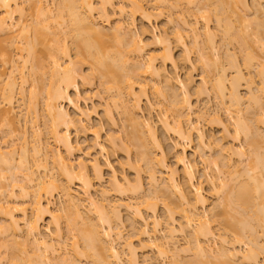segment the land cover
<instances>
[{
	"label": "bare ground",
	"instance_id": "6f19581e",
	"mask_svg": "<svg viewBox=\"0 0 264 264\" xmlns=\"http://www.w3.org/2000/svg\"><path fill=\"white\" fill-rule=\"evenodd\" d=\"M119 1L0 0V213L4 217V221L1 220L3 223L0 221V233L2 234L1 238L3 235L5 237L4 245L1 244L2 238L0 246L7 249L8 245L12 243L14 247L21 245L18 249L13 247L15 258L10 254L11 250L13 252V248H11L13 245L10 246L11 250L9 248L10 251H8L9 253L7 252L8 258L11 255L10 258L12 257L17 261L14 260V262L11 258V262H7L9 264H80L81 256H84V258L86 256V258L90 257L92 259V264H122L121 251L119 252L117 246L119 240L122 239V232L119 227L122 210L120 208H125L126 210L133 209L138 219L142 221L140 228L137 226L135 228L132 225L133 235L130 238L135 237L136 239L129 240V238L124 243L127 247L124 248H126V253H128V261L129 263L132 262L130 264L138 263L136 262V257L139 249L144 250L147 247H152V245L160 258L161 256L168 257V255L172 257L169 260L173 259V262L171 261L170 263L169 261L168 264H181L184 261L183 264H262L264 262H262L263 258L259 261L255 249L264 250L262 248L264 245H259L258 230H256V226L258 227L259 225L262 228L260 231L264 234V151L261 150L264 146L260 145L263 148L257 146L259 141L257 142L256 138L259 140H262V138H259L258 129L255 130L254 126L252 125V127L247 122L245 115H248V110L252 112L250 110L253 107L252 104H262L264 106V60L260 61V59L258 61L259 66H256L259 67V70L257 69L259 76H257L260 78L261 86L258 87V90L261 95L255 94L251 88V85L254 84L253 78H250L253 77V72H251L252 76L249 77L251 80L248 78L250 81H248L249 84L247 83L250 95H248L247 99L249 98L250 106L245 105L246 107L242 108L241 106L244 107L242 104H244L246 97L244 96L245 99L243 98L242 93L239 91L240 86H237L238 80L241 77L243 80L245 77L241 68L242 65H239V62V64H233L234 59L231 58V63L233 64L231 67H234L235 75H232L233 80L231 79V83H228L230 84L229 87L226 86L227 69H225L224 65H221L223 62L220 63L219 45L218 42H215L214 30L209 25L212 9L210 12L205 11V13H210L211 16L202 15V17L200 15L206 21L203 27H198L196 19L194 20L196 22L182 20L180 25L182 28L178 29L177 27L178 30L172 33L174 36L169 33L167 35V30H162L164 33L157 32L149 35L147 26H153L154 16L161 15L162 8L166 5L171 9L177 8V3L181 0H152L150 7L145 6L141 0ZM186 1H189V3L186 2L187 6L188 4L193 6V0ZM198 2H196L197 5L194 4L193 9L197 6L202 11L207 10L211 5L212 7L214 6L212 11L214 12V21H216L219 29L220 27L223 29L225 34L224 36L222 33L223 37H227L230 42L239 39L241 31L237 32L234 30V21L230 19L231 15L229 17V14H232L234 18L236 17L238 21L241 20L240 22L245 23L246 16L251 17L250 15L253 14V12L251 14L252 10H257L260 14L264 10L260 0L253 1L255 4L257 3L256 5L252 4L257 9H255L256 7L251 8L252 2L250 3L249 0H216V2L215 0H204L201 4L199 2L201 6ZM55 7L56 9H53ZM160 7L162 8L160 9ZM261 8L262 11H260ZM256 12L252 16L258 14ZM113 16H117L115 24L113 23L114 25L112 24L109 29H111V34L115 39L128 38L126 55L121 54L122 52L125 53L123 50L121 51L118 48L111 49L107 45L93 41L90 38L91 36H89L90 34L99 35L105 29L99 24L98 17L103 18L107 22L106 24H109ZM262 17L264 18L263 13ZM137 18L142 20L143 25L141 29L134 31L132 26L135 25V19ZM253 18L250 19L255 21L256 18ZM248 21L250 22V20ZM259 22L261 23L257 26L255 32L257 38L256 40L254 39V42L256 45H260L261 48L258 47L264 51V19L259 20ZM243 26L245 25L243 24ZM218 27L216 28L218 29ZM236 27L238 26L236 25ZM245 27L247 28V26ZM254 28L256 29V25ZM68 29L71 31L72 37L74 36L75 39L80 40L76 44L74 54L65 43L66 38L70 36L67 35L69 34ZM182 30L190 32L193 44L191 45L196 48L198 55L196 61L199 60L201 62L203 70L207 73L206 70L212 69L211 67L214 66L216 69L214 71H217L215 84H211L215 91L217 90L219 99L221 98L219 100L221 102L220 109L211 112L213 114H211L212 118L208 116L210 118L208 121L218 123L222 128V136L217 143L206 140L201 128L191 119L193 104L189 100L188 94L189 88L194 82L191 77V70L195 68V64L192 61L193 59H191L193 57L190 56L192 50L188 46L189 43H186ZM242 31L243 35H245L246 33L244 32L246 31ZM246 36L248 37V35ZM127 38H125V41H127ZM227 38L225 39L226 41ZM240 39L243 40V36ZM175 45L180 46L182 49L180 57L174 55ZM147 48L155 49L154 53L147 54ZM244 48L247 49L245 46ZM247 51L250 52L249 50ZM212 52L214 54L211 55ZM130 55H133L134 58L132 56V59ZM213 55L216 58L215 56L212 57ZM227 55L230 58L229 54ZM261 55L264 56V54ZM244 57L243 64L251 71V67H254L252 65L254 59L252 60L251 55L248 54ZM226 61L228 62V60ZM84 66L87 67L89 72L81 74V72L86 71ZM179 67L190 71L185 73L183 77L173 75L172 73L178 70ZM95 75L101 77V85L108 94V100L104 104L103 120L97 124H92L91 115L94 109L84 108L77 104L72 96V91L79 93L81 79V84L84 85L93 81ZM79 76L80 80H78ZM144 77L153 82L151 88L157 98L165 99L168 95L170 101L166 102H170L171 107L165 108V111L157 107V104L161 103L160 101L155 103L150 98L148 94L150 82L144 80ZM29 80H32L33 84L31 86L35 87V89L43 88L42 90H44L45 88L46 97L43 111H45L47 120L44 124L49 129L51 137L64 148L65 153L71 155L78 147V144H74L70 139L71 130L79 133H87L89 131L93 135L92 144L88 147L91 150L88 153V159H78L77 163H75L76 160L68 159L58 149L53 152L48 144L42 141L40 126L35 127L37 125L36 121L40 117V109L37 108V102L33 101L37 93L32 91L29 100L24 99L27 91L26 84ZM201 80L202 84L195 87L196 91L194 89L195 94L200 96L204 93L208 94L209 91L207 90L208 86L206 87L209 79L207 80L205 76ZM41 84L42 88L40 87ZM176 86L183 91V98H179L180 96L175 90V88H178ZM208 89L210 88L208 87ZM227 89L228 91H226ZM18 94H20L19 98H17ZM227 98L230 102L227 101ZM19 100H23L24 103L18 104L21 111L15 112V107H17L15 104ZM63 102L70 104L74 109V113H70L63 106ZM227 102L230 105H227ZM262 106L260 108L264 109ZM156 109L159 110V124L163 131L174 135L175 141L172 142V150L175 153V160L173 165L167 161L168 154L164 148V142L159 136L156 123L153 120L152 113ZM113 110L119 111L123 115L124 121L128 122L130 129L126 132L129 139V141L127 139V142H131L137 151L136 156L138 155V159L136 160L139 164L135 162L136 160L134 161L136 164H133L134 162L131 163L133 160L130 162L129 159L127 162L128 167L134 169L137 175L136 181L134 180L135 183L127 178L126 175L119 176L108 159L104 162L101 161V157L107 154L108 149L113 150L116 145L117 148L118 145L119 147L121 145L125 152H129V147L126 146L127 143L125 145H122L121 142L117 144V137L113 133L106 135L105 141L100 140L103 124L108 126L115 125L116 120ZM221 110L224 112L223 115H226V121L233 123L232 132L225 122L226 118H221L223 116L219 114ZM145 111H148V114L144 116ZM168 111H171L175 119H169ZM244 113L246 114L244 115ZM262 113L264 112L262 111ZM262 113L260 112V115ZM204 114L206 116L205 112H201L198 116L199 119H202ZM257 117L255 116L259 120V115ZM261 120L258 123H264V117ZM33 123L36 124L35 126L31 125L33 129L30 134L28 125ZM194 133L197 135L199 142V158L202 163L209 162L210 156H207V149L212 145H217V155H214V158L211 159V163L213 162L212 164L214 165L212 166L216 167L215 170L218 171L217 176L216 174L206 175V181L209 183L211 191H213L214 196L215 194L218 195L216 196L218 197L217 199L215 197L217 201L214 199L215 203H209L208 197L203 193L202 186L194 183L193 170L187 160L185 148L180 144V142L190 140L191 135ZM5 137L9 139L13 137V139L9 142V140H6L8 138L5 139ZM229 137L232 138V141H240L241 145V140L244 138L243 140L246 141L249 149L251 148L250 155L243 150V145L235 146V144H230L227 141ZM19 140L20 144L18 147L17 142ZM262 141H264V138ZM50 162L59 171V176L65 180L62 178L59 180L58 177H55L56 175H51L48 169ZM140 162L144 164V167H142ZM34 167L43 170L44 175H35ZM105 167L111 173V190L118 192L119 195L129 192L133 195L137 194V196L143 192L140 174L142 168H145L144 172H146L149 186L152 189V191L151 189L149 191L152 193L148 192L149 195L147 197L144 193L140 198L141 200L136 202V205L143 203L140 206L142 208V206L145 207L146 203V207L148 209L151 208L149 211L153 210L154 212L158 201L162 199L160 201H163L162 208L166 218L164 228H160L161 220L152 211V214L148 215L152 218L153 228H150L148 218L142 212V209L133 204L134 202L121 200L114 204L109 201L97 204L91 194V189L94 185V180L99 182L104 180L103 172ZM219 174H221V178L224 174L230 179L228 177V180L221 179L218 176ZM242 175L244 176L243 179ZM226 176L223 177L226 178ZM238 177L242 180L237 181V179L239 180ZM61 179L67 184L63 185L64 182ZM233 180L237 182H233ZM73 182H77L85 193L86 197H84V200L88 203L89 208L91 207L90 209H92V211L89 210L88 214L92 215L91 212L94 211L97 221L89 218L91 215H85V210L82 213L83 204L81 202L83 200L71 192V187L68 186ZM57 188L61 189L59 193L64 196L65 205L55 211L52 208L51 199L54 196L53 191L58 190ZM220 193L224 195L221 196ZM105 194L106 190L103 191V195ZM143 197L145 199H142ZM172 197H176V200ZM153 199L157 200V204ZM147 208H145L146 211H148ZM63 211L67 215H65L67 218L64 217L67 220V226L70 227L68 229L75 230L77 237L79 236L83 242V248H81L75 235V240L71 243L75 256L71 260L66 256L68 254L65 255L60 251V248H64L66 244L65 236H63L61 230L63 217L61 214H63ZM214 211H222L220 213L225 216H222L221 225H224L222 227L224 232L232 234V242L226 239V234L225 236L224 234L220 235L222 237L215 234L210 226L211 220L209 219L211 217L209 214L211 215ZM223 220L225 224L222 223ZM180 232H186L190 237L189 239H191L187 240L189 243L186 241L188 243L186 244L188 246L192 244L195 254L193 255V258L195 257L193 261L190 258L187 259L188 257L185 258L187 261L182 260L183 258L180 260L178 256L180 247L177 248L176 240L173 237ZM259 234L261 235V233ZM217 236L221 238L219 239L221 240V245H219L220 247L215 246V248L211 246L209 241L212 239L214 241ZM246 237L249 242L244 240L245 249L239 248L236 244L242 243V240L246 239ZM18 238H21V240ZM8 239L10 241H8L9 243L6 246ZM188 246L185 248L191 252V246L189 248ZM181 249L183 250V248ZM17 251L19 253L21 251L20 255L15 254ZM171 251L173 256L168 254V252L172 253ZM4 253L6 254V251ZM22 253H25V256ZM1 255L3 254H0V257ZM175 256H178L179 259L177 257L173 258ZM2 257V259L7 258L5 256Z\"/></svg>",
	"mask_w": 264,
	"mask_h": 264
},
{
	"label": "rangeland",
	"instance_id": "374dc122",
	"mask_svg": "<svg viewBox=\"0 0 264 264\" xmlns=\"http://www.w3.org/2000/svg\"><path fill=\"white\" fill-rule=\"evenodd\" d=\"M21 1H26V0H21ZM117 2L119 1V0H116ZM199 1V0H198ZM197 0H193V6H194V4H196L197 5V3L196 2H198ZM219 1V0H218ZM250 1V3H251V5L253 4H255L253 1L254 0H249ZM259 1V0H258ZM120 2V1H119ZM141 2L145 5V6H147V7H150L151 5H152V0H141ZM174 2V1H173ZM186 2H188L189 3V1H186V0H181L180 2H178L177 3V8H168V6L166 5V6H164V7H167V8H164L163 6V8L162 7H160V9L162 8V10L163 11H161L162 13H161V15H159V16H154V18H153V26H150V25H148L147 26V29H148V34L149 35H153L154 33H157V32H160V33H164V32H162V30H167V35H173L172 33H174L175 32V30H178V29H181L182 27L180 26L181 25V23H182V20H187L188 22H198V24L197 25H199L198 27H203L204 25H205V18H202L204 15H206V16H211L212 15V17L210 18V22H209V25H210V27H212L211 29H213L214 30V33H215V35H214V40H215V42L217 43L218 42V45H219V54H220V56H221V61H220V63H222L221 65H224V67H225V69H227V71H226V81H225V83H226V86H228L229 87V85L230 84H228L229 82L231 83V81L233 80L232 79V75H235V71H234V67L232 68L231 67V65L233 66V64L235 63H238L239 65H242L241 66V68H242V70H243V73H244V75H245V77H244V75H243V80H242V77L238 80V82H237V86H240L239 87V91L242 93L241 95H243V98L245 99V97H246V99H247V97H249L250 95H249V91H248V87H247V85L249 84L248 83V81H250L252 78H253V80H254V84L253 85H251V88H252V90H253V92H255V94H257L258 93V95L261 93L259 90H258V87H260L261 85H260V78L258 77L259 76V74H258V70H259V67H256L257 65H258V61L260 60V61H263L264 60V56L263 55H261V54H264V53H262V52H264V51H262L260 48V45H256L255 44V40H256V34H255V32H256V30H257V26L259 25V23H261V22H259V20H263L264 18L262 17V13L264 14V10H263V12L260 14L259 13V11H255V10H252L251 11V14H252V12H253V14L252 15H254V13L256 12V13H258V14H256V15H258V16H252V15H250L251 17H248V16H246V22L245 23H243V22H240V21H238L237 19H236V17L234 18V16H232V14H229V17H230V15H231V17H230V19L231 20H233L234 21V30L235 31H237V32H240L241 31V33H240V35L241 36H243V40L242 39H240V37H239V39H236V40H238L237 42H236V40L234 41H232V42H230L229 40H228V38L227 37H223V34H224V31H223V29H221V27H220V29H219V27L217 26V24H216V21H214V19H215V17L213 16L214 14V12H212L213 11V7H212V5L207 9V10H202L201 11V9H198V7L197 6H195L196 8H192L193 6H192V4H190L191 5V7H190V5L188 4V6H187V4H186ZM200 2V4L202 3V2H204V0H200L199 1ZM199 2H198V4H199ZM215 2H216V0H215ZM264 0H260V3H262L261 4V6H262V8L264 9ZM199 4V5H200ZM257 4V3H256ZM255 4V5H256ZM51 5V4H50ZM252 5V9L253 8H255L256 6H253ZM51 6H54V5H51ZM56 6V5H55ZM201 6V5H200ZM199 6V7H200ZM258 6V5H257ZM190 7V8H189ZM259 7V6H258ZM201 8V7H200ZM262 8L260 9V11H262ZM53 9H56V7L55 8H53ZM187 9V10H186ZM189 9V10H188ZM210 9V10H209ZM211 9H212V11H211ZM255 9H257V7L255 8ZM183 10V11H182ZM197 10H199V12H197ZM203 11H204V13H203ZM205 11H211L210 13H211V15H210V13H208V12H206L205 13ZM255 11V12H254ZM209 15H208V14ZM202 17H201V16ZM261 15V16H260ZM117 16H113V17H111V21L109 22V24H106L107 22L102 18H100V17H98V22H99V24L101 25V27L103 26V27H105V29L103 30V28H102V33H100L99 35H92V34H90L89 36H91L90 38L91 39H93V41H95V42H97V43H102V44H104V45H107V46H109L111 49H114V48H118V49H121V51L123 50L125 53H121V51H119V53H121L122 55L123 54H127V51H128V38L127 37H125V38H127L126 40L127 41H125V38H123L124 39V41H123V39H121L120 38V40L119 39H115V38H113V36H112V34H111V29H109V27L111 28V26H112V24L114 23L115 24V18H116ZM253 17H255L256 19H255V21L253 20L254 18ZM262 17V18H261ZM172 19V20H170V19ZM234 18V19H233ZM247 18H248V20H250V22L247 20ZM250 18H253L252 20L250 19ZM196 19V21H194ZM212 19V20H211ZM169 20V21H168ZM258 20V21H257ZM170 21H172L171 23H170ZM241 24H240V23ZM255 24H254V23ZM233 23V22H232ZM113 24V25H114ZM243 24L245 25V26H247V28L245 27V26H243ZM252 26H251V25ZM142 25H143V23H142V20L140 19V18H137V19H135V25H133L132 26V29L135 31V30H139V29H141L142 28ZM236 25L238 26V27H236ZM250 25V26H249ZM255 25H256V29L254 28L255 27ZM154 26H155V28H154ZM240 26H242L243 27V29H242V27L240 28ZM177 27H178V29H177ZM181 27V28H180ZM216 27H218V29L216 28ZM249 27V28H248ZM251 27V28H250ZM174 28H176V29H174ZM236 28H237V30H236ZM241 29V30H240ZM253 29H254V31H253ZM71 30V29H70ZM132 30V31H133ZM202 30V29H201ZM223 31V32H219V31ZM242 30H244V31H246V32H244V33H246L245 35H243V31ZM216 31V32H215ZM249 31V32H248ZM68 32H69V34H67V35H70V36H68L67 37V35H66V40H65V43H66V45H67V47H69L70 48V50L72 51V53L74 54V49H75V47H76V44L80 41L79 39H75L74 38V36L72 37L71 36V31H69V29H68ZM91 32V31H90ZM104 32V33H103ZM202 32H203V30H202ZM252 32V33H251ZM91 33H93V32H91ZM169 33V34H168ZM182 33H183V36H184V38H185V41H186V43L188 44L189 43V47H190V49L192 50L191 51V54H190V56L191 57H193V58H191V59H193L192 61L194 62V64H195V68H193L192 70H191V77L193 78V84H191V86H190V88H189V94H188V98H189V100L192 102V104H193V112H192V114H191V119L193 120V122L195 123V124H198L197 126H199V128H201V130L203 131V133L205 134V136H206V140H211V141H214V142H218L220 139H221V136H222V128H221V126L218 124V123H214V122H210V120L208 121V119H210L208 116H212L213 114L211 113V112H213L214 110L216 111V109H220L219 108V106H220V103L221 102H219V100H221V98L219 99V95H218V93H217V90L215 91V89L212 87L213 85V83L215 84V78H216V76H215V74L217 73V71H214V70H216L215 68H214V66H212L211 68L212 69H210L209 68V70H206L207 71V73L203 70V66H202V64H201V62L199 61V60H197L196 61V59H198V55H197V51L195 50L196 48L193 46L192 47V39H191V37H190V32L189 31H184V30H182ZM223 33V34H222ZM237 34H239V33H237ZM253 34V35H252ZM222 35V36H221ZM246 35H248V37L246 36ZM254 35H255V38H254ZM92 36H93V38H92ZM174 36V35H173ZM173 36H170V37H173ZM224 36H225V34H224ZM239 36V35H238ZM223 37V38H222ZM183 38V39H184ZM227 38V41L225 40ZM244 39H245V42H244ZM255 39V40H254ZM116 40V41H115ZM223 40V41H222ZM225 40V41H224ZM74 41V42H73ZM120 41V42H119ZM240 41V42H239ZM242 41V42H241ZM247 41V42H246ZM73 42V43H72ZM122 42V43H121ZM226 42V43H225ZM257 42H258V39H257ZM256 42V43H257ZM227 43H228V45H227ZM230 43V44H229ZM245 43H247V44H245ZM192 44V45H191ZM223 44V45H222ZM241 44V45H240ZM258 44H259V42H258ZM221 46V47H220ZM247 47V49H243V47ZM260 48H259V47ZM125 47H126V49H125ZM192 48H194V49H192ZM228 48V49H227ZM125 49V50H124ZM226 49H227V52H228V50H229V52L227 53L226 52ZM243 49V50H242ZM117 50V49H116ZM127 50V51H126ZM247 50H249L250 52H251V54H250V52H248ZM118 51V50H117ZM148 51V52H147ZM147 51H146V53L148 54V53H151V54H153L154 53V51H155V49H153V48H147ZM243 51V52H242ZM246 52V54H245V52ZM214 52V51H213ZM211 53V55L212 54H214V53ZM182 54V49H181V47L180 46H174V55L176 56V57H180V55ZM227 54H229V56H230V58L229 57H227L228 55ZM247 54L248 55H251V58H252V65H254V67L252 68L251 67V71H249V69H247L245 66H244V56L246 55L247 56ZM261 56H260V55ZM224 55V56H223ZM226 55V56H225ZM234 55V56H233ZM236 55V56H235ZM131 56V58H132V56L133 55H130ZM215 55H213L212 57H214ZM228 59H227V58ZM255 57V58H254ZM133 58H134V56H133ZM132 58V59H133ZM215 58H216V56H215ZM223 58H224V60H223ZM231 58H233L234 59V61H235V58H237L236 59V61L234 62H232L231 61ZM136 59V58H135ZM229 59H230V61H229ZM223 60V61H222ZM226 60H228V62H230V64H228L227 65V61ZM133 61V60H132ZM233 64H232V63ZM257 62V63H256ZM264 62V61H263ZM227 66H226V65ZM220 65V66H221ZM230 65V66H229ZM259 66V65H258ZM214 68V69H213ZM86 69V71L85 72H81V74H83V73H88L89 71H87V67H85L84 66V70ZM258 69V70H257ZM190 70H188V69H186V68H183V67H179L178 68V70H176L175 72H173L172 74L173 75H180L181 77H183L184 75H185V73H187V72H189ZM248 71V72H247ZM251 72H253L252 74H253V77H250V76H252L251 75ZM257 73V74H256ZM249 75V76H248ZM258 75V76H257ZM206 76V78H207V80H208V84H206V87L208 86L210 89H208V87H207V90H209L208 91V94L207 93H204L203 95H198V94H195V91H196V89H195V87L197 86L198 87V85L199 84H202L201 83V79H202V77H205ZM215 76V77H214ZM229 76V77H228ZM235 77V76H234ZM251 79H250V78ZM80 78V76L78 77V80H80L79 79ZM213 78H214V80H213ZM246 78H247V80H246ZM248 78L250 79V80H248ZM229 79V80H228ZM232 79V80H231ZM144 80H148V82H150V80L148 79V78H146V77H144ZM213 80V81H212ZM81 81H82V79H81ZM80 81V88H79V93H75V92H73L72 91V96H73V98H74V100H75V102L77 103V104H79L80 106H82V107H84V108H93L94 109V112L92 113V115H91V123L92 124H97L99 121H102L103 120V118H102V116H103V109H104V104H105V102H107V100H108V94H107V92L104 90V88H103V86L101 85V77L100 76H98V75H95V77H94V79H93V81H91L90 83H86V84H84V85H82L81 82ZM241 81V82H240ZM47 82V81H46ZM240 82V83H239ZM212 83V84H211ZM248 83V84H247ZM33 84V82H32V80H29L28 82H27V84H26V88H27V91H26V93H25V97H24V99H27V100H29V98H30V96L32 95V91L34 92L35 91V93H37L36 94V98H35V100H33L34 102L36 101L37 102V108H39L40 109V117L38 118L39 120H37L36 121V123H37V125L35 126V124L33 123V124H29L28 126H29V129H28V131H29V133L30 132H32V129H33V126H31V125H34L35 127H38V126H40V129H41V137H42V141H44L45 143H47L48 144V146L50 147V150H53V152H54V150H56V149H58V150H60L68 159H74V160H76V162L75 163H77V160L78 159H84V160H86V159H88L89 158V156H88V153L91 151L88 147L92 144V141H93V135L88 131L87 133H79V132H76V131H74V130H71L70 131V139L72 140V142L74 143V144H78V147L74 150V152H73V154H67V153H65V150H64V148L60 145V144H58V142H56L52 137H51V133L49 132V129L47 128V126L44 124L45 123V121L47 120V117H46V115H45V111H43L44 110V101H45V97H46V91H45V88H44V90H42L43 88H42V84H41V88L42 89H38V88H36L35 89V87H33V86H31ZM153 84V82L151 81L150 82V84L148 85L149 87H148V94L150 95V98L152 99V101H154L155 103H159V101H160V103L161 104H157V107L158 108H161V110H163V111H165L166 109L165 108H169V106H170V102H166V101H170L169 100V98H168V95H167V98L165 97V99L164 98H157L154 94H153V90H152V88H151V85ZM39 86V85H38ZM200 86V85H199ZM211 86V87H210ZM176 87H178V86H176ZM253 87H255V88H253ZM257 87V88H256ZM180 87H178V88H175V90H176V92H177V94H179L178 96H180L179 98H183V95H184V93H182L183 91L182 90H180L179 89ZM194 89H195V91H194ZM213 89V90H212ZM229 89V88H228ZM228 89L226 90V91H228ZM255 89H257V90H255ZM179 92V93H178ZM207 94V95H206ZM228 94V93H227ZM198 95V96H197ZM249 95V96H248ZM261 95V94H260ZM200 96V97H199ZM245 96V97H244ZM20 97V94H18L17 95V98H19ZM185 97V96H184ZM228 99V98H227ZM244 100V104H242V105H244V107L243 106H241L242 108H245L246 106H248L249 105V98L247 99V100ZM163 100H165V101H163ZM162 101V102H161ZM227 101H229V99L227 100ZM230 102V101H229ZM229 102H227V105H230V103ZM21 103H24V101L23 100H19L16 104H15V106H17V107H15V109L16 110H14L15 112H20L21 111V108H19L18 107V104H21ZM163 103V104H162ZM246 105V106H245ZM253 105V107L255 108L256 106H257V108H255V109H257V110H255L253 107L250 109V110H252V112L251 111H249L248 110V115L246 114V113H244V115H245V118H246V120H248L247 122L248 123H250V125L252 126H254V129L255 130H257V132H259V138L261 137L262 138V140H263V138H264V123H262V122H259L258 123V121L259 120H261V119H263V117H264V113H262V111L264 112V109H262V108H260L261 106H262V104L260 105H254V104H252ZM251 105V106H252ZM63 106L70 112V113H74V109L72 108V106L70 105V104H68L67 102L65 103V102H63ZM250 106V105H249ZM259 106V107H258ZM171 107V106H170ZM263 108H264V106H262ZM18 108V109H17ZM157 108V109H158ZM259 108V109H258ZM154 110L153 111V113H152V115H153V120L155 121V123H156V126H157V131H158V134H159V136L162 138V140H163V142H164V148H165V150H166V152H167V154H168V156H167V161L171 164L172 163V165L174 164V160H175V158H174V150H172V142L173 141H175L174 140V135H171V134H168V133H165L164 131H163V129L161 128V126H160V124H159V119H160V116H159V110ZM165 109V110H164ZM253 109H254V111H253ZM261 109V110H260ZM20 110V111H19ZM244 111H246V109H244ZM243 111V112H244ZM256 111V113H254ZM201 112H205L206 113V116H205V114L203 115V117H202V119L200 120L199 119V114H201ZM249 112H251L250 114H249ZM258 112V113H257ZM260 112L262 113L261 115H260ZM223 113L224 112H222V110L221 111H219V114H221V115H223ZM254 113V114H253ZM113 114H114V118H115V120H116V122H115V125L114 126H108L107 124H103V128H102V130H101V137H100V140H102V141H105L106 140V135H108V134H114L116 137H117V144H119V142H121L122 143V145L124 144H126L127 143V147H129L128 149V153L127 152H125L123 149H122V147H121V145H120V147H119V145H118V148H117V145H116V147L114 146V148H116L115 150H114V148H113V150L112 149H108V151H107V154H105V156H102L101 157V161L102 162H104L106 159H108L110 162H111V164L113 165V167H114V169L116 170V172H117V174L119 175V176H122V175H126L127 176V178H129L131 181H133L134 182V180L136 181V174H135V171H134V169H132V168H129L128 167V165H127V162H128V159L130 160V162H131V160H133L131 163H133L136 159H138V155L136 156V154H137V151H136V149H135V147H134V145L131 143V142H127V134H126V132L128 131V129H130L129 128V126H128V122L126 123L125 121H124V117H123V115L122 114H120L119 113V111H116V110H113ZM148 114V111H145V114H144V116L145 115H147ZM168 116H169V119L170 120H173V119H175L174 117L175 116H173V114L171 113V111H168ZM210 114V115H209ZM212 114V115H211ZM255 114H257V115H255ZM220 115V116H221ZM225 115V114H224ZM222 116L221 118L222 119H224V118H226V115L225 116ZM259 115V120H257L256 118H255V116L257 117ZM205 116V117H204ZM253 116V117H252ZM207 117V118H206ZM248 117H251V118H249L248 119ZM212 118V117H211ZM253 118V119H252ZM258 118V117H257ZM207 119V120H206ZM250 119H251V121H250ZM255 119V120H254ZM199 120V121H198ZM227 120V118L225 119V122L228 124V126H229V130L232 132L233 131V128H234V126L232 125L233 123L230 121H226ZM255 121V122H254ZM262 121V120H261ZM198 122V123H197ZM264 122V121H263ZM47 123V122H46ZM49 123V122H48ZM31 126V127H30ZM252 126V127H253ZM127 129V130H126ZM31 134V133H30ZM50 134V135H49ZM258 136V135H257ZM6 138H8V137H5V139ZM12 139H13V137H12ZM12 139H6V140H9V142L10 141H12ZM244 139V138H243ZM241 140L242 141V145H243V150L244 151H246V153H248L249 154V152L251 153V151H250V149H249V147L247 146L248 144L246 143V141H244V140ZM257 139V142L259 141H262V140H259L258 138H256ZM128 141H129V139H128ZM226 141V140H225ZM227 141L228 142H230V144L232 143V144H235V146H240L241 145V142L240 141H232V138H230L229 137V140L227 139ZM259 142H258V147H260V148H263V147H261V146H264V141H262V143L261 144H259ZM18 143V147H19V144H20V140L17 142ZM129 143V144H128ZM132 144V145H131ZM180 144L185 148V154H186V157H187V160H188V162H189V164L191 165V168H192V170H193V173H194V183L195 184H200L201 186H202V188H203V193L208 197V199H209V203H211V202H214L215 203V201H214V199H215V197L216 196H218V195H216L215 194V196H214V193H213V191H211L212 189L210 188V185H209V183H207V181H206V175H209V174H211V175H215L216 174V176H217V173H218V171L217 170H215L216 169V167H213L214 165L211 163V159H213L214 158V155H217V145H212L210 148H211V150H210V148H208L207 149V151H206V153H207V156L209 157L210 156V158L208 159L209 160V162L208 163H202V161H201V159L199 158V155H200V151H199V142H198V139H197V135L194 133V134H192L191 135V137H190V140H188V141H186V142H180ZM240 144V145H239ZM241 145V146H242ZM261 145V146H260ZM125 147V146H124ZM249 149V150H248ZM261 150H263L264 151V148L263 149H261ZM198 151H199V153H198ZM31 154H33V153H31ZM247 154V155H248ZM250 155V154H249ZM32 156V155H31ZM51 156V155H50ZM216 158H217V156H215ZM30 159H32V157H30ZM136 163H138L137 162V160L135 161ZM133 163V164H136V163ZM211 163V164H210ZM139 164V163H138ZM140 164L142 165V167H144V164L142 163V162H140ZM207 164V165H206ZM209 164V165H208ZM213 165V166H212ZM53 166V167H52ZM48 169H49V171L51 172V175H53V176H55V177H58V179L60 180V178H62V179H64L63 177H61V176H59L60 174H59V171L57 170V168L55 167V165H53L51 162H50V164H48ZM145 168H142V171H141V181H142V193H140L139 194V196H137V194L135 195H133V194H130L129 192L128 193H125L124 195H119L118 194V192H116V191H113V190H111L112 188H111V186H110V178H111V173H110V170H108L106 167L104 168V180L102 181V182H99V181H97V180H94V185H93V187H92V189H91V194H92V196L94 197V199L96 200V202H97V204H102L103 202L104 203H107V201H109L111 204H114L115 202H119V201H121V200H124V201H128V202H130L131 201V203H133V204H135L136 205V202L138 201H140L141 199V197H142V195H144V193H145V195H146V197L149 195V193L148 192H151L152 191V189H151V187L149 186L150 184L148 183L149 181V179H148V177H147V175L145 174L146 172H144L145 170H144ZM79 170V169H78ZM34 171H35V175H37V176H39V175H44V171L43 170H40V169H37L36 167H34ZM217 171V172H216ZM49 172V173H50ZM91 172V171H90ZM58 173V174H57ZM221 174H219L218 176L221 178V176H220ZM223 176L225 177L226 175H224L223 174ZM222 176V178L224 179V180H228V176H226V178H224ZM179 177V176H178ZM228 177V178H227ZM241 177V176H240ZM180 178V177H179ZM221 178V179H222ZM239 178V177H238ZM244 178V176L242 175V179ZM61 179V180H62ZM230 179V178H229ZM242 179H240L239 178V180L237 179V181H240V180H242ZM65 180V179H64ZM63 181V180H62ZM235 180H233V182H234ZM237 181H235V182H237ZM64 182V184L63 185H65V184H67V183H65V181H63ZM218 182V181H217ZM62 183V182H61ZM135 183V182H134ZM69 184V183H68ZM67 186V185H66ZM68 186H70L71 187V192H73L77 197H79V198H81L82 200V206H83V208H81L82 210H83V212L82 213H84V210H85V215H87L88 213H89V210H91L92 211V209H90L89 208V205H88V203L84 200V197H86L85 196V193L83 192V190L79 187V184L77 183V182H73L72 184L70 183ZM69 187V188H70ZM58 189V188H57ZM149 189H151V191H149ZM60 190V191H59ZM104 190H106V194L105 195H103V191ZM145 191V192H144ZM54 193V196H53V198L51 199V202H52V208L53 209H55V211H56V209H59L61 206H63V205H65V201H64V196H61V193H59V192H61V189H58V190H56V191H53ZM152 193V192H151ZM150 193V194H151ZM221 194V193H220ZM133 195V196H132ZM153 195V194H152ZM224 194H221V196H223ZM136 196V197H135ZM163 196V195H162ZM161 197V196H160ZM137 198V199H136ZM161 198H163V197H161ZM173 198V197H172ZM218 197H216V199H217ZM142 199H145V197H143ZM173 199H175L176 200V197H174ZM215 199V200H216ZM154 200V199H153ZM158 200H159V198H158ZM160 200H162V199H160ZM158 201V204H157V200L155 199L154 201L156 202V209H155V207H154V209L156 210V211H154L153 212V210H151L154 214H155V216H158L159 217V219L161 220V226H160V228H164L165 227V224H166V218H165V215H164V209L162 208L163 207V201L161 202V201ZM178 200V199H177ZM213 200V201H212ZM144 201V200H143ZM217 201V200H216ZM153 202V201H152ZM178 203V202H177ZM138 204V203H137ZM143 203H141V204H139V205H136V206H138L140 209H142V212L145 214V216L148 218V221L150 222V228H153V225H152V218L151 217H149L148 215L149 214H152V212L151 211H149L150 209H148L147 207H146V203H145V207L144 206H142V208L140 207L141 205H142ZM162 204V205H161ZM135 207V206H134ZM63 208V207H62ZM145 208H147V210L148 211H146L145 210ZM210 208V207H209ZM122 209V210H121ZM108 210H109V207H108ZM111 210V209H110ZM120 210H121V224L119 223V221L117 222L118 223V225L120 224V230H121V232H122V239L121 240H119V243H118V246H117V248L119 249V252H120V254H121V258L123 259L122 260V264H130V263H132V262H130L129 263V261H128V253H126L127 252V250H126V245L124 244L132 235H133V227H132V225L133 226H135V228H136V226L138 227V228H140L141 226H142V221H140L139 219H138V217L136 216V214L134 213V211H133V209L132 210H126L125 208L123 209V208H120ZM220 210V209H219ZM219 210H217V211H219ZM90 211V212H91ZM215 212L214 211V213L216 214H214L213 212L211 213V215L209 214V216L211 217H209L210 219L209 220H211V223H210V226L212 227V229H213V231L215 232V234H217V235H223L224 234V236H225V234H226V239L227 240H231L230 242H232L233 240H232V234L230 233V232H224V229L222 228V227H224V225L222 224L221 225V220L223 219V217L222 216H224V215H222L223 213H220V212H222V211H220V212ZM62 212V211H61ZM110 212V211H109ZM150 212V213H149ZM156 212V213H155ZM59 213V212H58ZM92 213V215L91 214H88V216H90L89 218H91L92 220H96L97 221V219H96V215H95V212L93 211V212H91ZM220 213V214H219ZM1 214V213H0ZM64 214V215H63ZM63 214H61L63 217H62V221H61V227H62V233H63V236H65L64 238H65V246H64V248H60L61 250V252L63 253V254H68V255H66L67 257H69V260H71L72 259V257H74L75 255L73 254L74 252L72 251L73 250V248H72V246H71V243L73 242V240H75V235H76V231L75 230H71V229H68V227L69 226H67L68 225V223H67V220H66V213H64V211H63ZM135 214V215H134ZM218 214V215H217ZM224 214H226V213H224ZM66 215V216H65ZM84 215V216H85ZM215 215V216H214ZM221 215V216H220ZM3 215L1 214L0 215V221L1 220H3V218L4 217H2ZM66 218H65V217ZM2 217V218H1ZM86 217V216H85ZM178 217V216H177ZM222 217V218H221ZM225 217V216H224ZM94 218V219H93ZM225 220V219H224ZM223 220V222L222 223H224L225 224V221ZM4 221V220H3ZM3 221H1L2 223H3ZM0 222V223H1ZM98 223V222H97ZM70 228V227H69ZM53 229V228H52ZM226 229V228H225ZM158 230H159V227H158ZM256 230H258L257 231V237L259 236V239H258V242H259V245L261 246V245H264V234H262V231H260V230H262V228L258 225V227L256 226ZM72 231V232H71ZM75 231V232H74ZM228 231V230H227ZM53 232H54V230H53ZM223 232V233H222ZM188 233V232H187ZM230 233V234H229ZM259 233H261V235L259 234ZM189 234V233H188ZM1 233H0V241H1V239L3 238V241H1L2 243L1 244H3L4 242H5V240H4V235L2 236V238H1ZM67 237V238H66ZM74 237V238H73ZM76 237H77V235H76ZM114 237H115V235H114ZM220 237H222V236H220ZM218 238V236L216 237V239L213 241V239L211 240V241H209L210 242V244H211V246H213V247H220L219 245H221L220 243V241L221 240H219V239H221V238ZM224 237V238H225ZM232 237V238H231ZM174 238V240H176V245H177V248H183V250L181 251L180 250V248L178 249L179 250V254H178V256L180 257V260L182 259V260H186L187 261V259H191L192 261L194 260V258H193V255H195L194 254V252H193V248H192V244H190L189 246L187 245L189 242L187 241V240H191V239H189L190 237H189V235H187L186 234V232H184V233H177L176 234V236L175 237H173ZM19 239V238H18ZM24 239V238H23ZM135 240L136 238L135 237H133V238H130L129 240ZM19 240H21V238L19 239ZM18 240V241H19ZM76 240H79L78 242H79V244H80V247L81 248H83V242L81 241V238H79V236L77 237V239ZM125 240V241H124ZM247 242H249V240H247V237H246V239L244 238L243 240H242V243H238V244H236V245H238V247L239 248H244L245 249V246H244V243H245V241ZM8 241H10L9 239L6 241V246L8 245ZM121 241V242H120ZM188 243H187V242ZM262 243H261V242ZM20 242V241H19ZM208 242V243H209ZM213 242V243H212ZM12 243V242H11ZM21 243V242H20ZM54 243H55V241H54ZM187 243V244H186ZM261 243V244H260ZM0 244V245H1ZM15 244V243H14ZM215 244V245H214ZM242 244V245H241ZM4 245V244H3ZM11 245H13V243L11 244ZM11 245H8V247H7V249H4L3 247L1 248V246H0V254H3V255H1V257L2 256H5V257H7V258H5V259H2L1 257H0V264H7L8 262L7 261H10L11 262V258L13 257V258H15V256H14V248H20L21 247V245L18 247V245H17V247H14V245L13 246H11ZM15 245V246H16ZM10 246H11V248H13V252H12V250H11V248H10ZM186 246H188V248L190 247L191 249V252L190 251H188V250H186ZM258 246V245H257ZM124 247H126V248H124ZM215 247V248H216ZM9 248H10V250H11V252H10V254H12V257L10 258V256L11 255H9V258H8V251H10L9 250ZM254 248H256V247H254ZM262 248H264V246H262ZM16 249V250H17ZM20 250V249H19ZM66 250V251H65ZM256 250V252H257V255H258V257H259V261H261L262 260V258H263V260H262V262L264 261V250L263 249H255ZM263 250V251H262ZM6 251V254L4 253ZM64 251V252H63ZM68 251V252H67ZM259 251V252H258ZM261 251V252H260ZM2 252V253H1ZM8 252V253H7ZM123 252H125L126 253V255H125V253H123ZM172 252V251H171ZM178 252V251H177ZM181 252V253H180ZM20 253H21V251H20ZM20 253L17 251L15 254H19L20 255ZM5 254V255H4ZM23 254V256H25L24 254L25 253H22ZM73 254V255H72ZM123 254V255H122ZM158 254V252L156 251V249H154L153 248V245H152V247H147V248H145L144 250H138V253H137V261L136 262H138V263H135V264H166V262H167V264L169 263V261H170V263H171V261L173 260H169L170 258H172L170 255H168V257H164V256H161V258H160V256H159V254ZM168 254H171L172 256H173V252L172 253H169L168 252ZM260 254V255H259ZM191 255H192V258H191ZM70 256H71V258H70ZM127 256V257H126ZM178 256H175V257H173V258H176L177 257V259H179V257ZM19 257V256H18ZM18 257H16L17 259H18ZM83 257V258H82ZM188 257V258H187ZM12 258V259H13ZM80 258V257H79ZM89 258V259H88ZM88 258H86V256H85V258H84V256H81V259L79 260V262H80V264H82V262H83V264H92L91 262H92V259H90V257H88ZM163 258H165V259H163ZM185 258H187V259H185ZM9 259V260H8ZM75 259V258H74ZM73 259V260H74ZM85 259H87V260H85ZM126 259H127V261H126ZM163 259V260H162ZM168 259V260H167ZM197 259V258H196ZM261 259V260H260ZM17 261L16 259H13V261ZM19 260V259H18ZM56 260V259H55ZM54 260V261H55ZM174 260H176V259H174ZM216 260V259H215ZM218 260V259H217ZM5 261V262H4ZM14 261V262H15ZM162 261H163V263H162ZM190 261V260H189ZM78 262V263H79ZM173 262V261H172ZM185 262V261H184ZM183 262V263H184ZM183 263H181V264H183ZM218 263V262H217ZM9 264V263H8ZM180 264V263H179ZM262 264H264V262L262 263Z\"/></svg>",
	"mask_w": 264,
	"mask_h": 264
}]
</instances>
